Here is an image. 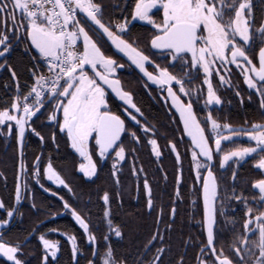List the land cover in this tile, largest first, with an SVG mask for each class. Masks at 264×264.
<instances>
[{
    "label": "snow or ice",
    "instance_id": "snow-or-ice-1",
    "mask_svg": "<svg viewBox=\"0 0 264 264\" xmlns=\"http://www.w3.org/2000/svg\"><path fill=\"white\" fill-rule=\"evenodd\" d=\"M157 3L163 8L161 23L155 22L150 15V10L156 7ZM18 10L21 12L22 23L20 24L16 23ZM77 10L87 17L91 25L95 26L91 28V31L97 36L102 34V38L106 37L105 42H110L111 48L115 49L116 53H122L123 57H126L125 63L130 62V65H134L142 74V79L146 77L147 81L157 85L161 90L167 86V96L164 99H170L172 107L179 113L180 123L183 125L181 135H186L191 140L193 170L196 171L197 177L202 176L203 180V228L207 233V245L201 248L197 264H209V256L214 257L211 264H248L246 257L251 258V264H264V179L254 181L252 185L259 192L258 198L253 197L255 209L248 204L246 197L235 195V189L232 190L234 199L243 201L246 208L243 232H234L232 239L231 250L236 260L225 256L223 251L216 252L213 228L215 209L212 205L213 201H219L221 205L219 213L224 216L223 204L229 198L226 194L222 199L218 194V182L214 175L215 158L219 157V165L223 169L231 160L242 161L250 154L264 153V124H253L249 129H234L228 123L221 124L211 112L201 118L194 110L192 102L195 87H185L186 84H191L202 71L204 83L208 84L206 104L212 105L215 102L219 105L221 100L213 90L208 77L211 69L216 66V61H219L221 65L230 62L243 70L244 83L248 88L257 89L262 98L260 108L264 110V47L259 49V67L253 65L246 54L245 47L257 38L264 40V22H261L255 32L251 31L255 19L253 0H136L131 13L132 18L146 21L156 30L150 39L151 55L136 47V40L125 38L127 18L124 22L115 23L114 27L112 23L108 25L103 23L102 5L95 0H0V16H3L6 28L11 22L17 39L20 32H25L26 39L31 42L30 47L36 50L38 59L43 62L31 70L34 82L29 86L28 92L23 97L14 96L10 109L0 110V124H4L5 121H14L17 141L22 142L26 128H31L29 121L33 116L47 104L55 101L56 103L52 104L53 111L49 112L47 119L58 124L61 133L66 132L70 147L87 161L86 165H79V170L85 176H91L96 172V164L90 155V137H94L95 150L101 160L111 156L112 153L119 160L125 159V148L121 138V133L126 131L125 120L108 109L104 85H107L129 108L135 109L136 112L140 110L133 103L132 95L122 90L121 82L110 78L116 68H122L124 64H117L113 59L115 53L108 54L100 41L90 35L84 26L85 22L78 19ZM7 30L11 31V29ZM241 41L243 43H240ZM10 45V37L5 31H0V46H2L0 56L9 52ZM157 55L166 61L164 67L152 58ZM242 61H246L251 67L245 66ZM177 66L182 75L178 76L170 71ZM149 67L152 71L148 70ZM45 68L47 74L44 72ZM86 69H91L94 75H90ZM249 71L252 76L249 75ZM253 76L256 79H253ZM13 78H15L14 72ZM220 79L224 81L223 76ZM19 91L18 88L17 92ZM239 94L237 92V95ZM184 96L189 98L188 102H184ZM60 109L63 112L62 119L56 115V110ZM131 119L136 120V116L131 115ZM137 123L139 124V121ZM141 128L145 132L148 131L144 125H141ZM32 131L40 136L34 128ZM131 135L135 137L136 133L133 132ZM240 135L246 136L249 142L255 141V145L235 146L230 150H223L224 142L233 143L234 138ZM40 138L43 141L44 137ZM52 141L56 142L55 132L52 134ZM149 143L152 145L153 153L159 156L156 140H149ZM172 150L176 152L175 145H172ZM179 159L177 155V160ZM40 160L41 157H37V161L33 164L34 169L39 167ZM257 166L264 169V156H261ZM113 167L115 168V165ZM204 169L206 171L202 172L201 170ZM21 170L25 171L23 164ZM43 174L54 184L69 187L51 162L44 167ZM115 174L114 172L113 175ZM235 177L234 171L233 179ZM32 178L40 183L38 171L32 172ZM179 179L178 176L177 180ZM144 187L146 190L149 188L147 181ZM44 190L49 191L48 188ZM23 198L18 174L15 200L19 202ZM102 199L105 204L109 203L107 192ZM148 203L151 207V198ZM63 206L64 209L71 211L74 220L84 229L85 234H88L89 223L82 218L81 214L71 208L67 202ZM4 208L5 205L0 202V209ZM254 211L257 214L250 215ZM16 212L17 210L13 207L7 211V216L13 217ZM109 215L108 209H105L104 218L107 221L108 230L120 237L121 231L119 227H113ZM8 223V219H0V225ZM230 223L235 227L234 219H231ZM249 233L253 236L258 234V236L256 239H250ZM39 239L45 250L46 264H53L47 257L49 255L53 259L57 257V242L45 239L43 235ZM88 239L95 244L93 235H88ZM109 239L110 237L106 235L105 240ZM69 241L73 244L75 256L77 251L75 237L69 236ZM151 243L152 240H149L145 248L147 249ZM161 244H163L162 238ZM207 249H211V252L204 255ZM257 249L259 255H256ZM18 251V246L0 242V254L13 264H22L16 256ZM162 252L163 248H158L154 259L149 264H160ZM97 256L99 264H127L126 260L115 259L111 245H107L103 253L94 247V258L90 259L88 264H97L95 259ZM137 264H142V257L137 258ZM178 264H183L182 257Z\"/></svg>",
    "mask_w": 264,
    "mask_h": 264
},
{
    "label": "trees",
    "instance_id": "trees-1",
    "mask_svg": "<svg viewBox=\"0 0 264 264\" xmlns=\"http://www.w3.org/2000/svg\"><path fill=\"white\" fill-rule=\"evenodd\" d=\"M95 2L102 5L101 18L106 25L128 16L134 5V0H95ZM16 23L18 24L17 19ZM0 31H5L11 41L9 52L0 56V110H3L10 109L14 96L22 97L27 93L32 83L31 70L35 68L34 59L38 58V53L30 47L26 33L24 35L20 32L17 39L11 22L6 28L3 16H0ZM18 88L19 92H17ZM237 89L240 92V88ZM232 94H230L231 105L239 108L238 100ZM249 97L250 101L247 98L245 110L239 108L237 117L256 115L255 98L253 95ZM29 140L34 141L30 138ZM28 143L29 141L26 142L20 156L15 122L5 121L4 124H0V199L5 205V208L0 210V219H7V211L14 207L20 160L30 164L32 155L36 153V148ZM188 147L177 146L180 154L179 162L167 150L169 158L166 160L165 170L163 169L167 179L165 184H162L160 169L154 168L153 162L148 158L145 159L141 151V160L140 157L134 158V169L129 165L123 166L119 182L115 186L109 173H101L102 176L100 175L101 178L98 179V169L93 179H85L77 170L76 157L69 152L65 144L59 142L58 148L51 152L52 162L68 184L70 195L60 190L58 191L60 200L40 191L24 195L16 208L17 212L12 224L0 231V242L18 246L19 251L16 256L22 264H42L44 251L38 237L48 231H62L75 237L78 254L73 258L69 241L57 233H49L47 236L56 240L58 244V254L55 259L48 260L53 264H88L94 257L93 243L91 241L90 245L87 235L95 237L98 249V243L102 242L101 238L106 230L104 223L100 221L102 209L98 202L99 192L106 190L112 200V220L114 224H118L122 233L120 239L109 241L116 260L123 259L127 264H137V258L142 257V264H148L155 257L156 250L162 247L160 264H178L181 257L186 262L190 259V246L184 251V243L186 238H194L197 234V226L182 220L201 217L200 206L197 210L198 215H191L187 208L189 186L194 179L187 154ZM178 169L182 176V183L179 185L182 199L174 202L171 199ZM143 181H147L152 190L151 207L147 206L144 199ZM163 187H165L166 203L162 206ZM62 202H67L89 223L88 234H85L84 229L74 220L71 211L69 213L62 210ZM171 205L177 206L172 221L169 220ZM149 240H152V243L146 249L145 245ZM95 259L98 264V256ZM0 264H13V262L7 261V258L0 255Z\"/></svg>",
    "mask_w": 264,
    "mask_h": 264
},
{
    "label": "flooded vegetation",
    "instance_id": "flooded-vegetation-1",
    "mask_svg": "<svg viewBox=\"0 0 264 264\" xmlns=\"http://www.w3.org/2000/svg\"><path fill=\"white\" fill-rule=\"evenodd\" d=\"M136 0H134V5L132 10L134 9ZM254 4V25L251 29L252 32H255V29L259 27L261 22H264V0H253ZM131 10V13H132ZM131 13L128 16H124L123 19L118 20L117 22H124L125 18L128 20L127 25V35L126 39H134L137 41L136 47L141 48L145 51L146 54H150V39L151 36L155 33V29L152 27L151 24H148L146 21H142L140 19H133ZM150 15L152 19L157 22L161 23L163 20V8L157 3L156 7H153L150 10ZM77 17L78 19H82L85 23L84 26L86 30L89 31L90 35H93L94 39L99 40L103 49L108 52V54H113V59L116 61L117 64H124V67L120 68L117 67L115 73H113L110 78L111 79H118L121 82V88L123 91L129 92L133 97V103L139 108V112H136L135 109L129 108L122 100L118 97L114 96L109 89H106L105 92V99L107 102V107L116 115H119L121 119L125 120L126 131L121 133L122 138V145L125 148V159L119 160L115 157V154L112 153L111 156H106L104 160H101L99 155L95 150V140L94 137H90V155H92L93 162L96 164V172L98 169V179L101 178L103 173H109L110 179L113 181L115 186L119 182V175L123 168V166L129 165L132 169H134V158L140 157L141 160L142 155L145 156V159L148 158L151 162H153L154 168H159L158 170L161 172L162 177V184H165L166 177H165V164L167 158H169L167 154V150L171 153V155L175 158L177 162V158L171 151L170 145L176 146L177 154L180 157L179 151L177 146L179 145H187V154L191 153V140L186 135H181L183 133V125L180 123L179 114L175 111L172 107L170 99L165 100L164 97L167 96V86L164 89H159L157 85L152 84L150 81H147L146 78L142 79V75L139 73L138 69L135 68L134 65H130V62L125 63V58L120 54L116 53V51L111 48L109 43H106L105 37L102 38V34L100 36L95 35L91 31V28H94L91 23L84 18L83 15L79 13L77 10ZM116 23V22H115ZM113 23V27L114 24ZM239 40V38H237ZM82 44V42H79ZM240 43H243L242 41ZM247 51L246 54L248 55L249 59L252 60L253 65L259 67V49L264 47V40H260L259 38L255 39L254 42L250 43L249 45L245 46ZM153 52L157 50H151ZM156 63H159L161 67L166 65V61L159 58V56L152 57ZM230 60V57H229ZM245 66L247 65L246 61H242ZM216 66L213 67L209 74V81L211 82L212 88L215 91L216 95L220 98L221 103L216 105L213 102L212 105H207V90L208 84L204 83V74L201 71L197 76L196 79L192 81L191 84H186L185 87L192 88L195 87L196 91L192 93V102L194 105V110L196 111L197 115L201 118L206 117L209 112H211L212 116L217 119L221 124L228 123L234 129H249L253 124H264V110L260 108L261 103V96L258 94L257 89H249L247 84L244 83L243 77V70L237 65L228 63L226 65H221L219 61L215 62ZM89 71L90 75H94L91 72V69H86ZM99 70V69H98ZM149 71H152V68H148ZM175 75H182L183 73L179 70V66L176 69H170ZM219 72V75H217ZM249 75L251 76V72L249 71ZM224 77V81L222 82L220 77ZM253 78V77H252ZM98 79V78H97ZM254 79V78H253ZM147 85V86H146ZM240 88V92L237 91V88ZM176 90V89H174ZM237 92L240 94L237 95ZM233 93V94H232ZM235 96L239 103L238 106L231 105V96ZM235 94V95H234ZM247 94V97H246ZM255 98V113L254 116L248 117H237V111L245 110L246 108V100L247 98L250 101V97L252 96ZM199 96V99H197ZM184 102H188L189 98L187 96L183 97ZM248 101V100H247ZM56 103L52 101V104ZM52 104H47L43 107L39 113L35 114L29 123L31 124V128H26L25 135L22 141V147L19 148V154L24 151V146L27 141H29L28 145L30 144L34 148H36V153L32 155L30 164L20 160L18 165V173L19 174V183L21 185V193L24 197L26 194H32L34 191L44 193L51 198H57L60 200V196L58 191H63L66 194L70 195V191L68 190H61L56 189L50 182H48L43 174L44 167L52 162V151L58 148L59 142L65 144L70 153L76 157L77 161H81V164H87L83 158H81L69 145L67 141V134L66 132L61 133L59 129V125L55 124L52 121L47 119L49 112L53 111ZM239 109V110H238ZM56 115L62 119L63 112L62 109L56 110ZM131 115L136 116V120L131 119ZM139 121V124L137 123ZM141 125H144L148 131L145 132ZM35 129L36 132L40 133V136L34 134L32 129ZM53 132L56 133V142L53 143L52 141V134ZM136 133V136L133 137L131 133ZM44 137L43 141H41L40 137ZM31 140H34L30 142ZM156 140L157 142V151L160 153L159 156L153 153L152 145L149 143V140ZM27 145V148H28ZM255 141L249 142L246 136L240 135L234 138L233 143L224 142L223 143V150L227 151L230 150L232 147L241 146V147H248L254 146ZM215 151V149H213ZM111 151V150H110ZM142 151V152H141ZM261 156H264V153H253L249 156L245 157L242 161H235L231 160L227 162L223 169H221L217 162L219 161V157L215 158V169L214 175L216 176L218 182V194L223 199L224 196L227 194L229 197L227 200L224 201L223 208L225 209V215L221 216L219 213V208L221 207L219 201H213L212 205L215 211L213 215L215 217V222L213 224L214 228V240H215V249L216 252L219 253L223 251L225 256H228L230 259L236 260L234 252L232 249V239L234 232H243V220L246 218L244 216V212L246 208L244 206L243 201H237L233 197L232 190L235 189V195H243L247 198V202L250 206L254 209L256 207L253 197H259L258 189H254L252 187L253 182L264 179V169H260L257 166L258 161L260 160ZM37 157H41L39 162V167L37 169L33 168L34 162L37 161ZM202 159V158H201ZM191 160V159H190ZM119 161V162H118ZM24 165L25 171L21 170V165ZM79 162H77L78 166ZM115 165V168L113 167ZM54 169L58 172V170L53 165ZM164 169V170H163ZM38 171L40 183H37L36 180L32 178V172ZM206 171V169H205ZM235 171L236 177L233 179V172ZM96 172L92 174L91 177H85V179H93L96 175ZM116 173L113 175V173ZM59 173V172H58ZM102 173V174H101ZM60 174V173H59ZM181 178L180 181H177V176ZM61 175V174H60ZM101 175V176H100ZM63 178V176L61 175ZM100 177V178H99ZM194 177V176H193ZM101 181V180H100ZM202 178L201 184L198 187H190L189 186V197L187 208L190 211L191 215H198L197 210L198 206H200L201 217H192L188 219L182 220V222H188L197 226V234L194 238L191 237L186 238L184 243V251L187 246H190V259L187 261H183V264H197V257L201 255V248L206 245V238L204 234L203 228V208L201 203V186H202ZM66 182V181H65ZM175 186L173 188L172 199L174 202L177 200H181V192L179 189V185L182 183V176L180 171L176 173L175 177ZM143 183L144 189V199L146 200L147 206H149V199L152 198V190L149 188L146 190L144 187L145 181ZM148 183V182H147ZM177 183V184H176ZM194 185L193 182L190 185ZM17 185V181H16ZM16 185H15V193H16ZM26 185V187H25ZM43 185V186H42ZM192 185V186H193ZM164 186V185H163ZM48 188L49 191H45L44 189ZM118 188V187H117ZM102 190V189H101ZM162 195H161V204L165 205V198L166 195L165 187L162 188ZM227 190V192L225 191ZM109 195V203L105 204L102 197L105 193ZM55 193V195H53ZM22 201V200H21ZM15 200L14 207L15 209L18 207L19 203ZM0 202L1 199H0ZM99 207H101V217L100 221L104 223L106 226L107 221L104 218V211L108 209L110 215L109 219L112 220L111 216V207H112V200L111 196L108 191L102 190L99 192L98 196ZM64 203H61L62 210L65 212H69V210L64 209ZM176 205H171L169 209V220L172 221L176 215ZM1 210V209H0ZM257 212L254 211L250 215H256ZM15 215L10 218L9 223L5 225L3 228L12 224ZM8 219V218H7ZM234 219L236 221L235 227L230 220ZM86 221V220H85ZM113 227H119L118 224H114L113 220ZM200 226V227H199ZM1 228L0 231L3 229ZM120 229V228H119ZM106 231V230H105ZM121 231V230H120ZM68 234V233H67ZM105 232L101 240L105 237ZM62 236V235H60ZM250 239H256L257 236H253L252 233L248 234ZM63 237V236H62ZM122 237V233L120 237L110 238L111 240H118ZM65 238V237H63ZM66 239V238H65ZM96 242V241H95ZM93 243V242H92ZM183 251V253H184ZM211 252L210 249L204 253L207 255ZM73 254V253H72ZM256 255H259V250L257 249ZM48 259V258H47ZM214 257L209 256V264H211V260ZM245 259L248 260V264H251V258L246 257ZM98 264H99V257H98Z\"/></svg>",
    "mask_w": 264,
    "mask_h": 264
},
{
    "label": "rangeland",
    "instance_id": "rangeland-1",
    "mask_svg": "<svg viewBox=\"0 0 264 264\" xmlns=\"http://www.w3.org/2000/svg\"><path fill=\"white\" fill-rule=\"evenodd\" d=\"M17 22H18V24H20V23H22V21H21V12L18 10L17 11ZM115 22H117V21H115ZM114 22V23H115ZM26 23V22H25ZM24 35H25V32H22ZM1 48H2V46H0V50H1ZM17 143H18V146H19V148H21L22 147V142H18L17 141ZM20 150V149H19ZM190 159H191V153H190ZM77 162H79V164H78V166H77V170L79 171V173H81L84 177H91V176H85L84 175V173L82 172V171H80L79 170V165L82 163L81 161H77ZM119 162V161H118ZM190 164H191V170H192V174H193V178H194V185L193 184H191L190 185V187L192 188V187H194V186H196V187H198V189H199V187H200V184H201V178H202V176L201 177H197V173H196V171L195 170H193V167H192V159L190 160ZM217 165L220 167V165H219V161L217 162ZM180 170L178 169V171H177V173L179 172ZM202 172L203 171H205V169L204 170H201ZM178 176H179V174H178ZM177 176V177H178ZM180 178V177H179ZM46 179V178H45ZM64 179V178H63ZM181 179V178H180ZM180 179H179V181H180ZM47 180V179H46ZM48 182H50L54 187H56V189H61V190H69L70 191V188L68 187V188H65L63 185H58V184H54L52 181H49V180H47ZM178 181V180H177ZM178 181V182H179ZM177 184V183H176ZM193 185V186H192ZM10 218L11 217H8V220H10ZM5 225H0V229L1 228H3ZM106 231H105V236L107 235V236H109L110 238H115V237H117V236H115V233L114 232H109V230H108V225L106 224ZM52 234V233H57L58 235H62L63 237H65L68 241H69V236H71V235H69V234H67V233H65V232H62V231H57V232H55V231H48L47 233H45L43 236L45 237V239H48V240H50V241H55L56 242V240H54L53 238H51V237H49V236H47L48 234ZM41 236V235H40ZM39 236V237H40ZM39 237H38V240H39V242H40V239H39ZM87 238H88V235H87ZM89 240V239H88ZM111 239H109V240H105V237L101 240L102 242L101 243H98V249H99V252L100 253H103L104 252V250H105V247L107 246V245H109V241H110ZM41 243V242H40ZM75 243V242H74ZM89 243H90V245H91V241H89ZM69 244H70V246H71V249H72V253H73V244H72V242H70L69 241ZM42 245V244H41ZM42 248H43V251H44V255H45V250H44V247H43V245H42ZM57 248H58V244H57ZM96 248H97V245H96ZM57 254H58V252H57ZM77 254H78V252L76 251V254H75V256H74V254H73V258L74 257H76L77 256ZM1 256H2V254H0ZM6 258V257H5ZM48 259H53L50 255L47 257ZM154 259V257L151 259V261ZM149 264V263H148Z\"/></svg>",
    "mask_w": 264,
    "mask_h": 264
},
{
    "label": "water",
    "instance_id": "water-1",
    "mask_svg": "<svg viewBox=\"0 0 264 264\" xmlns=\"http://www.w3.org/2000/svg\"><path fill=\"white\" fill-rule=\"evenodd\" d=\"M79 11V10H78ZM81 15H83L82 13H80ZM84 16V15H83ZM84 18H86L87 19V17L86 16H84ZM90 22V21H89ZM91 23V22H90ZM94 26V25H93ZM95 27V26H94ZM105 39H106V37H105ZM29 41V40H28ZM29 43L31 44V42L29 41ZM109 44H110V42H108ZM35 52H36V50L34 49V48H32ZM115 50V49H114ZM37 53V52H36ZM118 54H120L121 56H123V54L122 53H118ZM125 59H126V57H124ZM249 66V65H248ZM251 66H249V68H250ZM139 71V70H138ZM141 74V73H140ZM142 75V74H141ZM251 76H252V74H251ZM146 78V77H145ZM253 78L254 79H256L254 76H253ZM147 79V78H146ZM107 89H109L110 90V92L114 95V96H116V94L115 93H113L112 92V90L110 89V88H108L107 87V85H104ZM117 97V96H116ZM171 102V101H170ZM175 109V108H174ZM179 114V113H178ZM170 148H171V151H172V153L174 154V156L177 158V151L176 152H173V150H172V145H170ZM203 159V158H202ZM201 203H202V208H203V216H204V200H203V181H202V186H201ZM204 234H205V238H206V245H207V233H206V231L204 230ZM205 245V246H206ZM96 248V243L95 244H93V248ZM211 250V249H210ZM44 257H45V255H43L42 256V264H46V261L44 260Z\"/></svg>",
    "mask_w": 264,
    "mask_h": 264
},
{
    "label": "built area",
    "instance_id": "built-area-1",
    "mask_svg": "<svg viewBox=\"0 0 264 264\" xmlns=\"http://www.w3.org/2000/svg\"><path fill=\"white\" fill-rule=\"evenodd\" d=\"M116 23H119V22H116ZM34 63H35V68L37 67V65L38 64H42L43 62L42 61H40L38 58H36V59H34ZM44 72H45V74H47V70H46V68L44 69ZM31 75H32V71H31ZM34 82V80H33V76H32V83ZM31 83V84H32ZM30 84V85H31ZM28 92V91H27ZM23 97V96H22Z\"/></svg>",
    "mask_w": 264,
    "mask_h": 264
}]
</instances>
